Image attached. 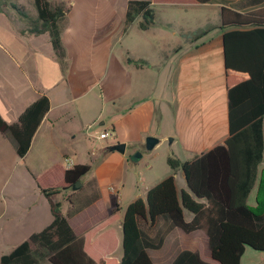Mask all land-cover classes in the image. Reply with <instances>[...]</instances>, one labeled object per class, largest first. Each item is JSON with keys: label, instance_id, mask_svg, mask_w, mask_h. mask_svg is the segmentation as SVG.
I'll return each mask as SVG.
<instances>
[{"label": "crops", "instance_id": "0c3cea01", "mask_svg": "<svg viewBox=\"0 0 264 264\" xmlns=\"http://www.w3.org/2000/svg\"><path fill=\"white\" fill-rule=\"evenodd\" d=\"M49 1H69L71 4L60 33L65 53L64 70L62 71V65L52 48H47L44 53L36 49L37 46L41 49L40 46L46 48L50 45L47 33L28 35V43L21 44L19 52H13L20 53L19 57L10 54L17 65L18 61H25L26 56L30 57L32 51L37 68L40 69L42 65L39 60L44 62L48 57L58 69V76L52 83L53 91H42L39 88L40 80L32 84L33 89H39L36 97L27 106L39 95L45 94L50 108L28 153L22 159L27 158L39 136L43 140L53 136L57 138L58 135L61 137L57 125L65 116L62 112L67 109H71L72 118L76 116L81 119L85 113L90 112V118L86 117L83 122L91 124L99 120L102 108L109 105L114 116L110 124L115 139L113 145L125 143L126 149L131 147L132 152L141 150L149 136L158 138L156 145L172 136L171 145H177L181 154L186 155L184 161H187L212 149L228 137V98L222 46L225 29L221 26L220 11L225 7L246 13L263 7L264 0H210L194 5H152L155 21L146 30L139 28L141 17L136 18L125 30L129 0ZM18 35L23 37L19 33ZM89 88L98 89L99 93L87 98ZM165 90H170L171 98L166 96ZM166 109L170 112L171 129L170 132L162 134L159 133L160 130L151 129V125L156 118L162 126ZM2 137L13 141L8 134ZM71 137L76 138L75 135ZM110 146L112 144L106 145L107 148ZM110 153L113 155L115 152ZM174 156L180 159L178 155ZM125 161L120 158L111 171L120 172ZM263 166L264 163L260 170H264ZM151 170L152 166L147 169ZM180 173L182 174L179 170L174 172L167 165L159 176L151 179L147 177L148 185L144 187L142 195L136 194L135 199H143L150 188L169 176H174L179 194L182 190H187L184 176L182 174L180 178ZM181 179L182 184H179ZM95 191L96 196L92 201L80 203V208H73L64 215L72 226L71 216L85 212L89 207H99L103 211V215L89 225L77 231L73 229L78 236L103 222L118 205L120 187L109 186L102 179H98L95 182ZM253 191L255 197V190ZM37 209V206L31 205L18 213L0 210V222L5 225L13 222L17 226H24L26 219L36 214ZM44 210V218L37 225L36 231H30L32 233L24 236L20 243L51 223L53 217L48 201ZM120 212L117 213V222L111 228L115 244L107 245L104 254L108 258L120 259L122 255ZM185 213L189 218H185ZM184 218L189 221L191 215L184 212ZM116 227L120 228V237ZM138 227L144 238L161 244L159 249L146 250L153 264H171L184 249L198 251L204 260L209 259L207 238L202 231L185 234L164 218L156 219L153 225L138 220ZM149 250L153 252L150 253ZM246 250L240 264H243ZM255 253H261L262 256H256L252 264H264V252Z\"/></svg>", "mask_w": 264, "mask_h": 264}, {"label": "trees", "instance_id": "16d2710c", "mask_svg": "<svg viewBox=\"0 0 264 264\" xmlns=\"http://www.w3.org/2000/svg\"><path fill=\"white\" fill-rule=\"evenodd\" d=\"M210 0H129L125 30L141 17L139 28L148 29L155 21L152 5H194ZM36 17H29L12 4L18 15L28 20L21 35L47 33L49 43L64 70L61 25L70 11L69 1L32 0ZM225 83L228 98V137L212 149L181 161L168 156L166 164L181 171L187 190L178 193L174 176L150 188L145 197L126 207L118 205L111 215L83 235H76L52 196L71 190L90 171L87 164L70 168L52 165L35 177L38 191L47 199L52 221L31 234L0 264H153L147 249H159L142 235L138 220L153 225L164 218L185 234L202 231L207 238L209 259L198 251L181 250L171 264H240L246 249L264 252V6L240 13L222 7L220 11ZM130 62V60H128ZM50 103L41 94L19 115L7 123L0 115V134H8L15 143V155L28 153ZM108 149V148H107ZM59 177L56 183L51 175ZM255 190L254 205L248 204ZM70 201V199H69ZM121 219L120 259L104 256L107 245L115 244L112 226ZM184 212L191 215L186 221ZM102 234V235H101Z\"/></svg>", "mask_w": 264, "mask_h": 264}, {"label": "rangeland", "instance_id": "374dc122", "mask_svg": "<svg viewBox=\"0 0 264 264\" xmlns=\"http://www.w3.org/2000/svg\"><path fill=\"white\" fill-rule=\"evenodd\" d=\"M12 4L21 8L29 17H36L32 0H0V115L7 123H12L17 119L28 103L36 97L39 88L46 92L53 91L52 83L58 76L57 67L50 62L48 57L44 59V62L39 60L42 63L40 69L34 62L32 51L30 57L26 56L25 61L24 59L22 62L18 61L17 65L10 57V54L19 57L20 53L14 54L13 52H19L21 44H26L29 41L27 34H20V31L28 26V20L18 15ZM18 33L23 37H20ZM40 47L41 49L38 46L36 48L38 51L40 50L39 52L44 53L47 48L51 50L49 44L46 48L45 46ZM37 80L41 82L40 87L33 89L34 85L32 84L36 83ZM154 92L156 96L157 89ZM164 92L167 97L171 98L170 90ZM98 93V89L89 88L87 98L96 96ZM109 109V105L104 106L99 120L91 124L83 122L86 117L90 118V112L85 113L81 119L76 116L72 118L71 109H67V113L62 112L65 116L57 125L58 132L61 134V137L58 135L57 138L60 141L56 136L46 138V140L39 136L26 159H19L15 155L13 141L0 135V210L18 213L19 210L22 212L31 205L39 208L36 214L26 219L24 226H17L13 222L5 225L2 224V221L0 222V255L8 254L24 236L38 228L37 225L44 218L43 212L47 207V201L39 193L35 177L52 165L65 167L64 158L71 159L74 164L90 166V171L79 181L81 184L79 189H71L52 196L53 201L60 202L61 212L64 215L73 208H80L79 205L83 202L92 201L93 197L96 196L95 182L98 179H102L109 186L120 187L117 203L124 208L134 201L136 194H143L144 187L149 183L147 177L151 179L159 176L163 169L167 168L166 157L172 156L173 153L178 155L182 161L186 159V155L181 154L177 145H171L172 136L167 137L166 140L151 150H147L144 145L137 152H132V148L129 147L128 149L125 148L124 155L116 152L112 155L106 147L108 144L113 145L115 141L110 129L114 116ZM169 118L170 112L166 109L162 126H160L159 120L155 118L151 129L160 130L159 133L162 134L170 132ZM104 131H109L112 135L104 140L99 139V134ZM71 135H75L76 138H72ZM120 158L126 160L121 171L112 172V168L117 166ZM150 166H152V170L147 171ZM180 178H182L181 173ZM58 180L59 177H56V174L51 175L49 179L53 183ZM179 182L182 184V179ZM248 204L254 205V191L249 196ZM102 215L103 211L99 207L95 209L92 206L85 212L71 216L70 222L73 229L77 231ZM121 215L122 212H120ZM185 218H189L187 213H185ZM116 230L118 237H120V228L116 227ZM149 251L150 253L153 252L152 250ZM256 256H262V254L247 249L243 264H252Z\"/></svg>", "mask_w": 264, "mask_h": 264}, {"label": "water", "instance_id": "95a60500", "mask_svg": "<svg viewBox=\"0 0 264 264\" xmlns=\"http://www.w3.org/2000/svg\"><path fill=\"white\" fill-rule=\"evenodd\" d=\"M157 143H158V139L150 136V137H147L145 140V147L147 150H151ZM125 148H126L125 143H116V144L110 146L107 150L109 152H118L119 154H124ZM80 187H81L80 182H76L73 185L72 190H77Z\"/></svg>", "mask_w": 264, "mask_h": 264}, {"label": "built area", "instance_id": "2783aa9c", "mask_svg": "<svg viewBox=\"0 0 264 264\" xmlns=\"http://www.w3.org/2000/svg\"><path fill=\"white\" fill-rule=\"evenodd\" d=\"M111 135H112L111 132H109V131H104V132H102V133L99 134V139L104 140V139H107V138H108L109 136H111ZM63 162H64V166H65V168H70V167L73 166V162H72V160L69 159V158H64V159H63Z\"/></svg>", "mask_w": 264, "mask_h": 264}]
</instances>
